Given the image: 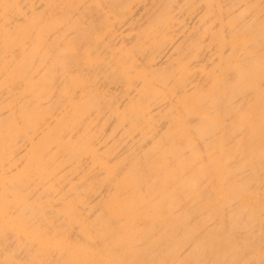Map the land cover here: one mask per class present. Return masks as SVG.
<instances>
[{
    "label": "bare ground",
    "instance_id": "1",
    "mask_svg": "<svg viewBox=\"0 0 264 264\" xmlns=\"http://www.w3.org/2000/svg\"><path fill=\"white\" fill-rule=\"evenodd\" d=\"M0 264H264V0H0Z\"/></svg>",
    "mask_w": 264,
    "mask_h": 264
}]
</instances>
